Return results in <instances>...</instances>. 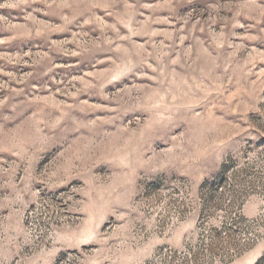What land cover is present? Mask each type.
Instances as JSON below:
<instances>
[{
	"label": "rangeland",
	"instance_id": "374dc122",
	"mask_svg": "<svg viewBox=\"0 0 264 264\" xmlns=\"http://www.w3.org/2000/svg\"><path fill=\"white\" fill-rule=\"evenodd\" d=\"M263 256L264 0H0V264Z\"/></svg>",
	"mask_w": 264,
	"mask_h": 264
},
{
	"label": "trees",
	"instance_id": "16d2710c",
	"mask_svg": "<svg viewBox=\"0 0 264 264\" xmlns=\"http://www.w3.org/2000/svg\"><path fill=\"white\" fill-rule=\"evenodd\" d=\"M262 260H264V256L262 258H260L256 264H260Z\"/></svg>",
	"mask_w": 264,
	"mask_h": 264
}]
</instances>
